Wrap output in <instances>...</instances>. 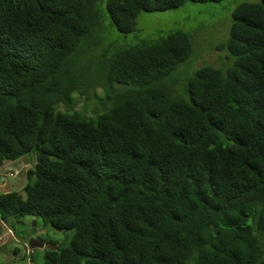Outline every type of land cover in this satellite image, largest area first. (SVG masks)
I'll return each mask as SVG.
<instances>
[{
    "label": "trees",
    "instance_id": "1",
    "mask_svg": "<svg viewBox=\"0 0 264 264\" xmlns=\"http://www.w3.org/2000/svg\"><path fill=\"white\" fill-rule=\"evenodd\" d=\"M221 1L0 0V167L30 156L34 178L0 196V237L34 216L71 233L38 239L57 246L43 264H264V0L236 7L232 64L181 96L164 84L192 54L181 31L110 55L103 90L73 75L96 13L127 35L141 13ZM87 88L108 104L93 116L73 108Z\"/></svg>",
    "mask_w": 264,
    "mask_h": 264
},
{
    "label": "rangeland",
    "instance_id": "2",
    "mask_svg": "<svg viewBox=\"0 0 264 264\" xmlns=\"http://www.w3.org/2000/svg\"><path fill=\"white\" fill-rule=\"evenodd\" d=\"M259 2L260 0H223L218 3L186 2L178 9L162 13H141L136 19V31L127 35L118 33L110 27L108 19L103 21L97 16L99 13H96L95 19L97 18L96 22L99 23V32L72 60L73 75L78 73L103 90V66L104 61H107L110 55L117 51L138 47L143 42L158 40L169 33L181 31L191 36L192 54L164 81L165 86L171 89L173 97L181 96L183 95V84L185 85L187 79L200 67L210 65L224 70L232 64L231 56L218 46L228 39L232 15L236 7L242 3ZM100 8H105V0L100 2ZM76 82L81 84L83 80L78 78ZM101 90L87 88L88 95L75 96L74 110L88 116L104 111L108 104L103 99ZM58 110L68 111L62 106H58ZM32 169L33 158L30 156L14 162H5L0 167V196L14 192L24 198V187L34 181L33 177L29 180L27 175V172ZM4 171L14 173V176L4 175ZM14 229L19 233L17 238L7 230H4L2 234L0 264H43L42 250H32L34 259L30 261L31 254L29 257L26 255L25 244H28L31 239H40L62 245L66 244L71 237L70 232L54 231L51 227L44 226L41 220L33 225L32 218H24L21 224L14 226ZM15 249L16 253H14Z\"/></svg>",
    "mask_w": 264,
    "mask_h": 264
},
{
    "label": "water",
    "instance_id": "3",
    "mask_svg": "<svg viewBox=\"0 0 264 264\" xmlns=\"http://www.w3.org/2000/svg\"><path fill=\"white\" fill-rule=\"evenodd\" d=\"M35 217L32 216V220H34ZM34 225V223H33ZM29 250H34V249H41V250H56L57 246L53 245L51 243H43L38 241L37 239H31L28 244H27Z\"/></svg>",
    "mask_w": 264,
    "mask_h": 264
},
{
    "label": "built area",
    "instance_id": "4",
    "mask_svg": "<svg viewBox=\"0 0 264 264\" xmlns=\"http://www.w3.org/2000/svg\"><path fill=\"white\" fill-rule=\"evenodd\" d=\"M4 175H9V176H11V177H13L14 176V173H7L6 171H4ZM8 233H10V231H7ZM2 239V236L0 237V241H2L1 240ZM31 254V251L29 250V249H27V255H28V257H29V255Z\"/></svg>",
    "mask_w": 264,
    "mask_h": 264
},
{
    "label": "clouds",
    "instance_id": "5",
    "mask_svg": "<svg viewBox=\"0 0 264 264\" xmlns=\"http://www.w3.org/2000/svg\"><path fill=\"white\" fill-rule=\"evenodd\" d=\"M2 167V166H1ZM27 249V248H26ZM31 251V250H30Z\"/></svg>",
    "mask_w": 264,
    "mask_h": 264
}]
</instances>
